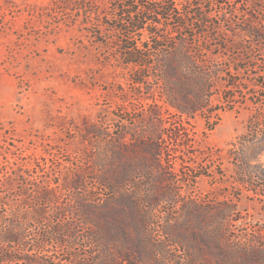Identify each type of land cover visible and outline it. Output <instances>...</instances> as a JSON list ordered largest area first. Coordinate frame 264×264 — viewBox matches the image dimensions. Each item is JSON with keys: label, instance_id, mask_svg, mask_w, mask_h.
<instances>
[{"label": "rangeland", "instance_id": "obj_1", "mask_svg": "<svg viewBox=\"0 0 264 264\" xmlns=\"http://www.w3.org/2000/svg\"><path fill=\"white\" fill-rule=\"evenodd\" d=\"M51 1L0 0V230L13 224L20 234L0 243L10 256L0 264H128L120 247L138 248L139 264H264V199L237 195L227 154L248 105L235 110L222 99L232 64L264 81V41L252 31L264 32V0H139L162 14L145 13L157 20L151 33L129 34L127 14L101 15L105 47L86 27L42 15ZM113 2L97 4L105 11ZM129 35L144 42L148 67L125 63L120 46ZM149 41L189 57L180 78L190 97L199 95L192 117L163 104L156 73L165 53ZM125 132L158 135L165 147L152 180L136 176L118 188L136 198V219L131 200L98 179L147 160L115 153Z\"/></svg>", "mask_w": 264, "mask_h": 264}, {"label": "trees", "instance_id": "obj_2", "mask_svg": "<svg viewBox=\"0 0 264 264\" xmlns=\"http://www.w3.org/2000/svg\"><path fill=\"white\" fill-rule=\"evenodd\" d=\"M67 0H52L50 4L45 8V15L51 19L57 18L63 19L68 26H78L80 28L86 27L90 34L99 38V43L102 47L107 44L106 35L103 33L104 24L100 21L101 15L108 16L114 14L113 17H117V13L127 14V18H122L121 21L126 25V30L129 34L151 31L148 28L149 24L157 23V20H153L146 16V12H155L157 15L162 16L159 11H155L152 8L147 7L145 4L140 3L139 0L135 4H130L128 0L124 2L111 3L112 7L109 10L102 11L98 6V0H71L74 5V9H67L64 2ZM163 3L165 0H159ZM209 1V0H208ZM213 1V0H210ZM218 4L225 3L224 0H215ZM235 2L236 0H229ZM249 1V0H248ZM254 4V3H253ZM257 6V5H256ZM116 11V12H114ZM194 19L196 22L203 21L201 13H194ZM249 21H258L252 14H248ZM99 21V22H97ZM179 27L182 25L179 24ZM253 35L257 37L259 41H264V32L261 27H256L253 30ZM103 36V37H102ZM120 49L123 51L122 55L127 65H134L137 67H148L147 59L149 54L143 52L144 42L136 44L133 36L129 35L126 38V44L121 41ZM164 47L167 44H154L149 41L148 48H153L158 55L165 53V64L163 68H160L156 76L163 84V88L168 93V96L162 98L163 104L169 105L177 109L181 114H185L187 117H192L199 107L197 94H194V98L190 97L192 94L189 89V84L181 77L182 72L186 69L187 60L189 57L184 50H177L172 48L167 51ZM147 49V48H146ZM218 55L219 51L216 52ZM151 56V55H150ZM193 62L191 61L190 64ZM232 69V70H231ZM230 74L226 79L227 88L222 95L223 101L226 102L228 108L237 109V107L247 106L248 116L244 124V130L228 143L227 154L232 161V179L235 184V188L238 189L237 195L245 189L252 197H260L264 199V163L261 160V155L264 153V81L259 72L255 71L253 74L245 73L247 68L231 65ZM250 69V68H249ZM246 75V76H242ZM147 75L142 74L140 78H134V81L138 84L143 82V79ZM210 85L205 90L210 89ZM175 95L181 96L183 103H178L175 100ZM248 101V103H247ZM129 133V132H125ZM130 136V137H129ZM126 137V138H125ZM115 148V153L126 152L132 154H144L147 156V160H143L141 163H137L129 168L124 169L123 172L117 173L112 167L102 172L98 179L106 188L118 192L121 200H131L132 206L130 212L133 217L138 218V205L136 198L133 195L128 196L124 193L122 187L135 179L136 176L147 177L149 180L153 179L152 173L155 170H161L163 167V161L165 157V147L161 146V138L158 135L150 137L148 134L137 132L129 133L128 136L122 135ZM148 158L150 160L148 161ZM121 164V163H120ZM124 168V167H123ZM150 181L145 182L149 185ZM76 186L77 184H71ZM146 201L155 199L154 195L151 197H143ZM137 223V221H135ZM17 226L12 224V227L8 229L3 228L0 230V243L17 242L20 234L17 233ZM56 231V230H55ZM65 232V230H63ZM56 233H59L56 231ZM96 235V234H95ZM98 236L103 242L107 241V237L98 232ZM97 236V237H98ZM122 242H127L125 239V233L120 232ZM120 247L121 258L128 264H139L136 256L133 252L139 254L138 248L129 250L128 248ZM0 256L3 260H8L9 255L2 252L0 248Z\"/></svg>", "mask_w": 264, "mask_h": 264}]
</instances>
